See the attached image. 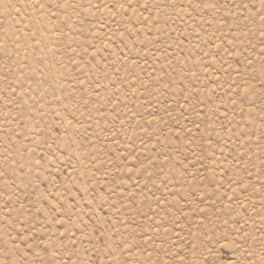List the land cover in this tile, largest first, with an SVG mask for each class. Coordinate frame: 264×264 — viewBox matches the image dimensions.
<instances>
[{
    "label": "rangeland",
    "instance_id": "1",
    "mask_svg": "<svg viewBox=\"0 0 264 264\" xmlns=\"http://www.w3.org/2000/svg\"><path fill=\"white\" fill-rule=\"evenodd\" d=\"M0 264H264V0H0Z\"/></svg>",
    "mask_w": 264,
    "mask_h": 264
}]
</instances>
